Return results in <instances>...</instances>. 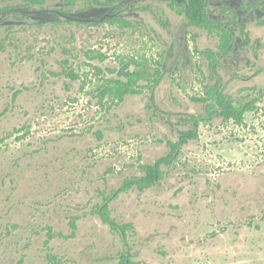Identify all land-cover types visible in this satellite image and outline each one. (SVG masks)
Listing matches in <instances>:
<instances>
[{
  "label": "rangeland",
  "instance_id": "374dc122",
  "mask_svg": "<svg viewBox=\"0 0 264 264\" xmlns=\"http://www.w3.org/2000/svg\"><path fill=\"white\" fill-rule=\"evenodd\" d=\"M43 1L0 0V264H264V0L209 1L236 35L216 73L203 53L220 38L182 0ZM121 58L162 76L100 103ZM217 85L257 110L241 125L212 115ZM196 121L155 186L109 202L132 226L113 230L97 207Z\"/></svg>",
  "mask_w": 264,
  "mask_h": 264
},
{
  "label": "trees",
  "instance_id": "16d2710c",
  "mask_svg": "<svg viewBox=\"0 0 264 264\" xmlns=\"http://www.w3.org/2000/svg\"><path fill=\"white\" fill-rule=\"evenodd\" d=\"M31 4H43V0H28ZM209 0H183L180 4L187 17V19L198 28H206L213 32L220 38L219 51L207 50L205 54L209 59V66L216 73V67L218 65L219 56L221 54L229 52L233 49V42L235 39V31L233 29H227L223 26H218L210 18V14L207 11ZM117 22H120L117 20ZM249 42V41H248ZM122 66L120 69L112 71L116 74V78L108 79L101 87L102 93L100 96V103L107 97L110 101L116 104H122L126 98L131 95L141 94L145 88L156 85L161 76L162 70L159 68H153L148 60L139 61L136 58H121ZM153 70V71H152ZM70 77L72 73L67 74ZM72 75V76H71ZM76 77V76H73ZM208 98L205 99L210 104L207 108L211 110L212 115L222 116L225 121H234L236 124L241 125L244 122L245 114L257 110V99H253L247 103H239L238 106L235 102L222 91L219 90V85L209 88L206 91ZM213 101V102H211ZM198 129V122H195L193 131L181 133V138L176 143H170L172 151L169 156L162 158L154 165H144L141 167L144 176L132 179H126L123 182L122 187L113 191L110 195L106 196L104 203L97 207V213L102 217L104 222L109 224L115 231H120L125 236L130 229L131 225H117L116 221L112 218V211L109 207V202L117 199L121 194L128 193L134 187H137L139 191L144 192L147 189L155 186L162 178L163 173L160 169L162 163L169 164L179 154L180 147L188 142L189 139L196 136ZM73 235L77 230L75 222L72 223ZM52 237L46 242V248L48 257L53 262L55 257L52 256V248L50 246ZM119 264H141L135 263L129 259V257H123Z\"/></svg>",
  "mask_w": 264,
  "mask_h": 264
},
{
  "label": "flooded vegetation",
  "instance_id": "af4514ba",
  "mask_svg": "<svg viewBox=\"0 0 264 264\" xmlns=\"http://www.w3.org/2000/svg\"><path fill=\"white\" fill-rule=\"evenodd\" d=\"M174 1L175 0H172V3H174ZM178 1V0H177ZM210 1V0H209ZM227 1H232V2H234L233 0H227ZM182 2H183V0H182ZM182 2H177V4L178 5H180ZM234 4V3H233ZM231 16H233V18L231 19L233 22H236V20H237V18H238V15H236V14H233V15H231ZM224 28H227V29H232V28H229V27H226V26H224ZM235 34V33H234ZM236 36V35H235ZM131 96H135V95H131ZM127 99V98H126Z\"/></svg>",
  "mask_w": 264,
  "mask_h": 264
}]
</instances>
